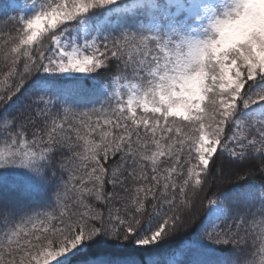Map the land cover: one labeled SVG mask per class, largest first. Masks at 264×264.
Here are the masks:
<instances>
[{
	"label": "snow or ice",
	"instance_id": "6c2138e0",
	"mask_svg": "<svg viewBox=\"0 0 264 264\" xmlns=\"http://www.w3.org/2000/svg\"><path fill=\"white\" fill-rule=\"evenodd\" d=\"M0 264H264V0H2Z\"/></svg>",
	"mask_w": 264,
	"mask_h": 264
},
{
	"label": "trees",
	"instance_id": "16d2710c",
	"mask_svg": "<svg viewBox=\"0 0 264 264\" xmlns=\"http://www.w3.org/2000/svg\"><path fill=\"white\" fill-rule=\"evenodd\" d=\"M0 2H2V0H0Z\"/></svg>",
	"mask_w": 264,
	"mask_h": 264
}]
</instances>
